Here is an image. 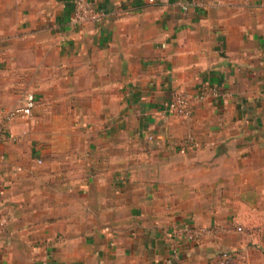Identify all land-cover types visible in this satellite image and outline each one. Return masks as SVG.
<instances>
[{"label":"crops","instance_id":"obj_1","mask_svg":"<svg viewBox=\"0 0 264 264\" xmlns=\"http://www.w3.org/2000/svg\"><path fill=\"white\" fill-rule=\"evenodd\" d=\"M73 1L0 0V108L36 98L0 142V264L264 258V0H101L82 24ZM177 90L188 119L162 112Z\"/></svg>","mask_w":264,"mask_h":264},{"label":"built area","instance_id":"obj_2","mask_svg":"<svg viewBox=\"0 0 264 264\" xmlns=\"http://www.w3.org/2000/svg\"><path fill=\"white\" fill-rule=\"evenodd\" d=\"M154 1V0H149ZM73 11L70 21L73 24L101 23L108 17V12L101 6V0H74ZM209 7V0H183L182 8L206 9ZM36 106L34 94H27L23 105L5 110L0 108V142L16 141L15 135L11 132V124L20 117H30L33 115ZM195 111L193 96L184 91H174L171 96L163 102L162 112L166 115H174L184 119L190 118ZM152 137V136H150ZM200 142L193 135H189L180 142V150L185 152L187 147H199ZM1 161V156H0ZM217 227L184 225L180 230L170 233L172 238L180 235L187 241H199L206 235H216ZM233 255L224 253L219 259V264H228Z\"/></svg>","mask_w":264,"mask_h":264},{"label":"rangeland","instance_id":"obj_3","mask_svg":"<svg viewBox=\"0 0 264 264\" xmlns=\"http://www.w3.org/2000/svg\"><path fill=\"white\" fill-rule=\"evenodd\" d=\"M228 264H264V258H260L259 254H245L237 252L234 254V259Z\"/></svg>","mask_w":264,"mask_h":264},{"label":"trees","instance_id":"obj_4","mask_svg":"<svg viewBox=\"0 0 264 264\" xmlns=\"http://www.w3.org/2000/svg\"><path fill=\"white\" fill-rule=\"evenodd\" d=\"M233 259H234V256H233V257L230 259L229 263H230V262H232V261H233Z\"/></svg>","mask_w":264,"mask_h":264}]
</instances>
